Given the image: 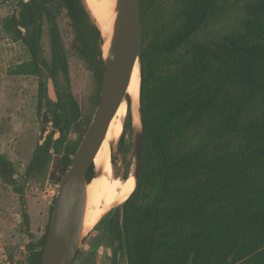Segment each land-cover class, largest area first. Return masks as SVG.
<instances>
[{
    "label": "trees",
    "instance_id": "trees-1",
    "mask_svg": "<svg viewBox=\"0 0 264 264\" xmlns=\"http://www.w3.org/2000/svg\"><path fill=\"white\" fill-rule=\"evenodd\" d=\"M224 1L172 0V17L163 19L159 0H139L141 167L134 190L107 222L127 264H264V0L246 2L232 32L196 39ZM19 10L3 28L28 58L9 73L41 77L38 100L52 115V130L35 145L20 180L13 161L0 153V178L22 195L21 180L45 175L51 160L49 178L58 184L87 127L75 143L67 140L80 110L68 88L67 53L56 24L62 10L98 92L103 63L100 33L83 0H19ZM43 16L49 20V59L41 50ZM43 75L53 84L54 101ZM255 102L258 111L246 116ZM125 130L126 124L122 136ZM203 130L204 139L194 145ZM233 134L240 138L234 148L216 141ZM54 196L45 230L27 244L24 264L41 262ZM22 216L27 229L28 213Z\"/></svg>",
    "mask_w": 264,
    "mask_h": 264
},
{
    "label": "rangeland",
    "instance_id": "rangeland-1",
    "mask_svg": "<svg viewBox=\"0 0 264 264\" xmlns=\"http://www.w3.org/2000/svg\"><path fill=\"white\" fill-rule=\"evenodd\" d=\"M248 1L250 0H225L220 11L196 33L195 38L210 40L232 32L243 17L244 5ZM83 2L88 9L86 0ZM159 4L161 17L171 19L172 0H159ZM16 12L17 14L20 12L19 0H0V153L6 154L13 161L17 173L15 177L20 180L32 151L39 141L42 113L48 110L45 101L39 103L38 100L41 77L9 73V70L16 64L28 58L23 45L14 41L3 28L5 18ZM150 21V29L154 30V21ZM40 22L42 29L41 50L43 56L49 59V20L43 16ZM56 24L67 53L68 88L80 110L79 119L67 134V140L70 143H75L80 138L83 125L86 123L88 126L91 121L98 104H96L97 94L100 91L98 92L94 74L77 52L74 31L64 10L58 14ZM59 82H63L61 76H59ZM47 96L52 101L56 100L49 78L47 80ZM257 111L258 103L255 102L248 108L246 116ZM48 113L51 117V113ZM132 121L133 119L128 113L124 122L126 124L125 133L122 136V130L111 153L113 170L115 175L121 179L130 177L133 170ZM46 126L44 136L52 130V121ZM54 137H57V134ZM204 137V130L202 134L197 131L193 144L198 145ZM239 140L240 138L235 134L216 138V141H219L220 145L227 149L236 147L240 143ZM51 167L52 160L45 175L35 177L27 183L21 180V184L24 185L22 195L0 178V264H24L27 244L37 242L43 234L50 215L49 208L55 195L53 190L57 187L49 178ZM96 169V164H93L92 174ZM120 204V202L112 201L107 209L105 206L100 210L101 214L106 210L105 214L89 218L88 222L93 223L87 226L73 264H113L114 258H116V264H127L123 251L117 250L116 243L113 242L107 229V222L112 218L114 209ZM24 210L29 216L27 229L23 223Z\"/></svg>",
    "mask_w": 264,
    "mask_h": 264
},
{
    "label": "water",
    "instance_id": "water-1",
    "mask_svg": "<svg viewBox=\"0 0 264 264\" xmlns=\"http://www.w3.org/2000/svg\"><path fill=\"white\" fill-rule=\"evenodd\" d=\"M114 12L111 32L105 38L100 34L103 78L99 101L91 121L73 154L69 167L57 184L40 264H73L83 235L87 226H89L85 225L88 186L93 179L99 177L105 164L96 165L97 169L93 172L89 181L86 175L90 166L95 165V155L106 136L112 118L123 100L128 102V113L133 119V170L131 175L134 186L132 191L135 188L136 178L140 171L143 122L139 92L137 101L134 104L132 97L127 94L135 66L138 67L140 73L139 58L143 46V36L139 0H115ZM98 31L100 33L99 28ZM106 41L108 45L104 51L103 44ZM43 83L46 86V76L43 77ZM41 122L39 140L44 138L46 124L50 122L47 111H43ZM117 139L109 143L110 162L111 153ZM124 201L120 202V206ZM105 213L106 210L101 216Z\"/></svg>",
    "mask_w": 264,
    "mask_h": 264
},
{
    "label": "bare ground",
    "instance_id": "bare-ground-1",
    "mask_svg": "<svg viewBox=\"0 0 264 264\" xmlns=\"http://www.w3.org/2000/svg\"><path fill=\"white\" fill-rule=\"evenodd\" d=\"M86 5L89 13L98 26L100 34L103 38L111 32L114 19L115 0H86ZM108 42L103 44V50L107 48ZM140 83V73L137 66L133 69L130 83L127 89L133 99V104L137 101ZM128 102L123 100L112 118L107 129L106 136L94 158L96 165L105 164L102 173L98 178L93 179L88 186V201L85 215V225H90L93 222H88L89 218L94 215L101 214L106 206L114 202H121L131 193L134 180L132 175L126 179H121L115 175L112 164L110 162L109 143L118 138L123 130V124L128 115ZM100 211V212H99Z\"/></svg>",
    "mask_w": 264,
    "mask_h": 264
},
{
    "label": "flooded vegetation",
    "instance_id": "flooded-vegetation-1",
    "mask_svg": "<svg viewBox=\"0 0 264 264\" xmlns=\"http://www.w3.org/2000/svg\"><path fill=\"white\" fill-rule=\"evenodd\" d=\"M18 15V14H17ZM45 75H43V77H44ZM47 78V77H46ZM47 80H48V78H47ZM53 85V84H52ZM45 87H47V83H46V86ZM48 112V111H47ZM48 115H49V113H48ZM49 118H50V121H52V115H51V117L49 116Z\"/></svg>",
    "mask_w": 264,
    "mask_h": 264
},
{
    "label": "built area",
    "instance_id": "built-area-1",
    "mask_svg": "<svg viewBox=\"0 0 264 264\" xmlns=\"http://www.w3.org/2000/svg\"><path fill=\"white\" fill-rule=\"evenodd\" d=\"M53 191H56V188Z\"/></svg>",
    "mask_w": 264,
    "mask_h": 264
}]
</instances>
